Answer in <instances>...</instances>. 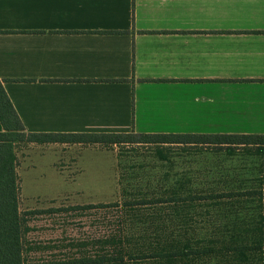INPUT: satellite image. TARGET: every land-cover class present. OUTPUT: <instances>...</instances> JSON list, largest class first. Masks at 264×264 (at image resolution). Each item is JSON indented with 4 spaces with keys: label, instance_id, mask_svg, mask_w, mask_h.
I'll list each match as a JSON object with an SVG mask.
<instances>
[{
    "label": "crops",
    "instance_id": "crops-1",
    "mask_svg": "<svg viewBox=\"0 0 264 264\" xmlns=\"http://www.w3.org/2000/svg\"><path fill=\"white\" fill-rule=\"evenodd\" d=\"M0 80L28 131L264 134V0H0Z\"/></svg>",
    "mask_w": 264,
    "mask_h": 264
},
{
    "label": "rangeland",
    "instance_id": "rangeland-1",
    "mask_svg": "<svg viewBox=\"0 0 264 264\" xmlns=\"http://www.w3.org/2000/svg\"><path fill=\"white\" fill-rule=\"evenodd\" d=\"M26 147L15 150L24 264H95L106 237L121 238L109 251L130 255L119 264H156L138 255L197 245L212 250L179 264H264V150L67 144L59 159L37 156L40 165ZM44 159H58L62 173L42 167ZM196 195L204 198L191 200Z\"/></svg>",
    "mask_w": 264,
    "mask_h": 264
},
{
    "label": "trees",
    "instance_id": "trees-1",
    "mask_svg": "<svg viewBox=\"0 0 264 264\" xmlns=\"http://www.w3.org/2000/svg\"><path fill=\"white\" fill-rule=\"evenodd\" d=\"M0 264H24L23 218L18 210V176L16 172L15 148L23 143H78L84 145H122V144H217L223 146L264 145V134L241 133H144L133 129L127 132H33L25 130L7 96L0 80ZM225 196L215 194L212 197ZM211 197V196H210ZM204 198L192 196L193 199ZM128 202H126L127 204ZM113 204H86L77 208L105 207ZM52 210V209H51ZM39 210L29 213H39ZM105 249L96 250L91 259L95 264H119L129 254L122 249L111 252V246H122L120 237H106ZM230 245L227 250H232ZM212 249L200 245L182 249H155L148 254L140 253L138 258L152 257L156 264H179V262L200 259Z\"/></svg>",
    "mask_w": 264,
    "mask_h": 264
}]
</instances>
